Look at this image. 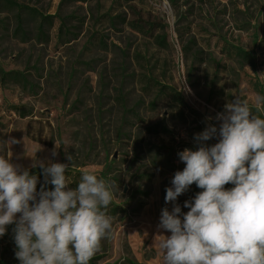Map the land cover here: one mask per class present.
<instances>
[{"label":"rangeland","instance_id":"rangeland-1","mask_svg":"<svg viewBox=\"0 0 264 264\" xmlns=\"http://www.w3.org/2000/svg\"><path fill=\"white\" fill-rule=\"evenodd\" d=\"M7 1L27 7L26 34L16 33L18 10ZM39 14L53 15L43 39ZM134 20L155 30L137 29ZM163 32L165 40L156 39ZM229 44L251 52L254 64L228 53ZM0 64L25 71L33 84L0 82V155L28 171L39 168L34 161L67 164L75 187L83 169L110 179L117 213L107 211L112 230L99 264H163L155 237L171 235L158 225L161 210L173 207L166 189L185 167L178 153L197 150L196 134L219 128L217 114L236 97L256 113L264 0H0ZM158 125L166 129L155 132ZM200 191L193 184L177 198L182 213ZM15 252L0 237V259L20 264Z\"/></svg>","mask_w":264,"mask_h":264},{"label":"clouds","instance_id":"clouds-1","mask_svg":"<svg viewBox=\"0 0 264 264\" xmlns=\"http://www.w3.org/2000/svg\"><path fill=\"white\" fill-rule=\"evenodd\" d=\"M254 106L259 114L239 97L226 103L219 128L209 125L195 136L197 150L178 153L185 167L166 189L173 207L161 210L158 225L171 235L155 237L163 264H264V95ZM214 137V145L203 143ZM37 164L44 174L39 191L36 175L0 155V237L15 224L20 264H89L111 234L113 182L83 169L72 188L67 164ZM193 184L202 191L182 213L175 202Z\"/></svg>","mask_w":264,"mask_h":264},{"label":"trees","instance_id":"trees-1","mask_svg":"<svg viewBox=\"0 0 264 264\" xmlns=\"http://www.w3.org/2000/svg\"><path fill=\"white\" fill-rule=\"evenodd\" d=\"M199 1L200 2H205L207 0H199ZM7 2L10 3L11 5H13V7H16L17 10H18L17 20H16V22H17L16 33L22 34V35L26 34V28L24 26V20H23V16H22L21 13H22L23 10L27 9V7L22 5V4H19L17 2H13V1H7ZM39 16L41 17V20H40V23H39L38 28H37V37L43 39L46 36V32L44 30V26L46 24H48V25L52 24V20H50V18H52L53 15L39 14ZM132 25L134 27H136L137 29H140V30H144L146 28V26H147V29H150L151 31L155 30V27H156L155 23H153V22L152 23H148V22H145V21H142V20H138V21L134 20V22H132ZM63 26H64V22L62 21L61 22V27H63ZM165 38H166V36H165L164 32L162 34L161 33L156 34V39H164L165 40ZM226 51L228 53H233L234 55H236L241 60L248 62L250 65L254 64V56L251 54V52L245 50L241 46L229 44L227 46ZM10 81L18 83L24 88H33V84H32L31 80L29 79V77H28V75L26 74L25 71H21V70H6L0 64V82L2 84H6V83H8ZM161 88L164 89V90L165 89L170 90V92L174 95V97L176 99H179V100L182 101L180 93L175 88H173L171 86H166L164 84H161ZM257 91H258L259 94L264 95V85L258 84L257 85ZM11 108H12V110L16 111L22 117L29 115V112L27 111V109L24 106H21V105H18V104H14V105H11ZM254 111H256V110H254ZM160 129L161 130H165L166 128H164V127L163 128H159V125H158V126H155L154 131L158 132ZM29 174L30 175H36L38 177L39 182L37 184V191H39L41 185H44L43 169L41 167L32 169V170L29 171ZM66 175H67V177L69 179L70 187L75 188V185L73 184V183H76L75 176H73L72 178L69 177L71 175L69 171H67ZM45 187L48 190H51V189L54 188V186L51 185V184H47V185H45ZM231 187H233L231 184L225 185L226 189H230ZM106 211H108L111 216H115L116 213H117L116 212L117 211V206H113L112 207V206L109 205ZM6 228H7L6 233L3 236L5 238L9 239L12 243L15 244V241H14L15 224L8 225V226H6ZM103 257H104V254H95L94 257L90 260L89 264H99V261ZM126 262L128 264H146V263H139V262H137L135 260H130V259L126 260ZM0 264H11V263L0 259Z\"/></svg>","mask_w":264,"mask_h":264}]
</instances>
